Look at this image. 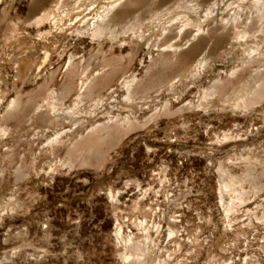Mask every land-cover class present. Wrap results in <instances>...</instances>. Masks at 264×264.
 <instances>
[{"label": "rangeland", "instance_id": "1", "mask_svg": "<svg viewBox=\"0 0 264 264\" xmlns=\"http://www.w3.org/2000/svg\"><path fill=\"white\" fill-rule=\"evenodd\" d=\"M0 264H264V0H0Z\"/></svg>", "mask_w": 264, "mask_h": 264}, {"label": "bare ground", "instance_id": "2", "mask_svg": "<svg viewBox=\"0 0 264 264\" xmlns=\"http://www.w3.org/2000/svg\"><path fill=\"white\" fill-rule=\"evenodd\" d=\"M112 3H111V6L110 7H104L103 15H100L99 18H98V20L93 25V27H94V29H93V35L95 37H103L104 34L107 31L110 30V26H111L112 19H113L112 18L113 17V11L118 6V5H112ZM109 33L110 34H113L114 32L110 30ZM81 87H83V83H82ZM126 88H127V90H129L131 88V86L130 85H126Z\"/></svg>", "mask_w": 264, "mask_h": 264}]
</instances>
